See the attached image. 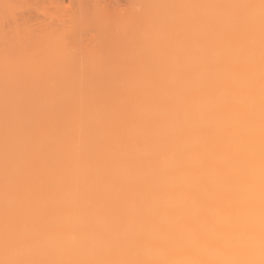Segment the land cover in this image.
<instances>
[{"label":"bare ground","instance_id":"bare-ground-1","mask_svg":"<svg viewBox=\"0 0 264 264\" xmlns=\"http://www.w3.org/2000/svg\"><path fill=\"white\" fill-rule=\"evenodd\" d=\"M109 1L38 0L34 23L27 0H0V74L22 73L49 6L65 22L121 0ZM196 1L153 49L115 47L153 69L125 93L130 115L115 105L133 83L123 72L88 88L92 107L45 90L18 109L21 132L0 152V264H264V0Z\"/></svg>","mask_w":264,"mask_h":264},{"label":"rangeland","instance_id":"rangeland-1","mask_svg":"<svg viewBox=\"0 0 264 264\" xmlns=\"http://www.w3.org/2000/svg\"><path fill=\"white\" fill-rule=\"evenodd\" d=\"M68 1L69 0H65V3L68 4ZM165 1L166 0H121L117 3L118 5L120 3V5L116 7L113 0L115 8L113 4L109 3L112 5L111 7L107 4V6L109 5V7H111L110 9H104L105 7L103 8L104 10L88 9L85 14H80L81 16L74 15L73 17L70 16V18L66 16L65 22H59L57 20L59 18V14L57 18V9L53 6H49L50 8L48 7L47 10L50 18L55 20L54 23L50 25L49 22L51 23L53 21H49L47 25L45 24L46 27L42 24L38 25L39 27H36L38 30L37 32H35L36 28H34L35 30L32 29V32L31 30L29 31L31 33L28 32L29 35H27V32L25 34L27 36L26 38L24 37L26 46L24 48L25 56H22L24 59H22L24 62L22 61L23 65H21L23 69L22 73L20 75L17 73L10 75L0 74V122L2 123L4 119H6L7 113H11L10 119L8 122H5L6 124L8 123V125L2 123L9 131H6L4 127L0 128V147L3 148L4 145L11 144L12 142L10 141L14 140L15 136L14 139L8 136L16 131V129H18V132L21 130L22 119L20 114L25 112V110L18 109H21L25 105L29 108L39 105L38 102H36L37 94H45V90H52L53 93H61L60 91H64L66 94L76 96L66 97L65 99L68 101L62 100L56 103V105L81 106L84 104L85 107H92L95 102L86 97L85 92L88 93V88L101 89L103 79L108 76L113 77L117 72H123L128 78L133 80L132 84L122 86V90H124L123 96L118 103H115V105L120 106V112L125 116L130 115V103L132 100L125 93L131 89L145 87L143 83L148 75L153 72V69L151 71V69L136 65L139 64L140 58H138L137 55L135 56V54H133L134 52H127L128 50L120 51L118 48L115 49V47H123V45L124 47L129 45L132 46L133 43L135 44L140 40L139 42L142 43V46H151L150 49H153L151 42L150 45L147 44L148 40L150 41L153 36L157 40H163V36L168 35L165 31L166 29H161V24H164L170 31V26L171 28L174 26L175 28L173 27L172 29H175L177 33L180 27V19L183 14L186 13V7L189 6L188 9L191 7L192 11L196 8L193 9V5L197 3L196 0H173V3L169 0V2H171L169 5V3L166 4L167 1ZM25 4L28 6V11L30 10L34 16L37 17H35L36 20L32 21L38 23V0H27ZM25 4L16 5L26 7ZM23 7H20L17 11L19 22L22 20V15L27 11V8L24 9L25 7ZM21 9L22 11H19ZM166 11H169L167 15L165 13ZM152 15H154V22L160 24V30L158 29V32L156 31L155 34L150 35L147 28L150 26ZM67 17L69 18L68 20ZM40 18L42 19L44 17L42 16ZM47 21L46 19L45 22ZM34 23L32 22V25ZM35 26H37V24H35L34 27ZM69 28L73 29L71 33H69ZM78 32H80V38L77 36ZM149 35L151 36L150 38ZM101 43L105 45V50L101 52L102 59L100 60V52H98L99 48L97 50V47H99ZM163 52L164 50L162 51V57L164 59L160 56V60L162 61L163 59L162 62L167 60L169 73H179L178 54L173 57L169 56V58L166 53L164 52V54ZM151 53L152 56H154L153 51L150 52V55ZM142 57H144V55H142ZM167 62L162 64L168 66ZM162 64H159L158 69L162 70L163 73L168 72L166 68L164 70V65L162 66ZM138 79L142 80V84L137 83ZM40 80L41 82L38 85V81ZM44 103V105H51L49 101ZM11 109H14L13 113ZM9 110H11V112H9ZM2 124H0V126ZM65 126L66 124L62 125V128H65ZM10 131L12 132L11 134L9 133ZM22 138L20 139L22 140ZM17 140H19V138ZM15 142L18 143L16 140ZM20 144H16L14 148L17 147L18 150ZM69 144H71L73 148L79 147L73 142ZM64 147H66V144L63 145L62 149H64ZM5 148L8 149V146L0 149L1 154ZM11 149L10 151H12ZM17 150L13 149V151ZM6 152L9 153L8 150H6ZM6 152H3V154H6ZM13 154H16V152H13Z\"/></svg>","mask_w":264,"mask_h":264}]
</instances>
